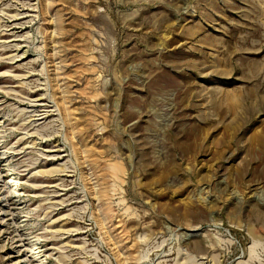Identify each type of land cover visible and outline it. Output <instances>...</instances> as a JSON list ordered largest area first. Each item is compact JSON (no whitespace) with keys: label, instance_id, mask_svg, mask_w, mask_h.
I'll list each match as a JSON object with an SVG mask.
<instances>
[{"label":"rangeland","instance_id":"1","mask_svg":"<svg viewBox=\"0 0 264 264\" xmlns=\"http://www.w3.org/2000/svg\"><path fill=\"white\" fill-rule=\"evenodd\" d=\"M18 258L264 264V0H0Z\"/></svg>","mask_w":264,"mask_h":264},{"label":"bare ground","instance_id":"2","mask_svg":"<svg viewBox=\"0 0 264 264\" xmlns=\"http://www.w3.org/2000/svg\"><path fill=\"white\" fill-rule=\"evenodd\" d=\"M10 177H11L10 182H12V189H13V191L15 193L14 195L15 196H19V194L21 193V189H19V187H18V181L19 180L15 176H10ZM21 258H18L19 261L16 262L17 264H20L21 263V261H22Z\"/></svg>","mask_w":264,"mask_h":264}]
</instances>
